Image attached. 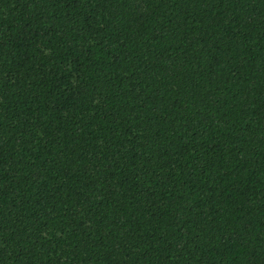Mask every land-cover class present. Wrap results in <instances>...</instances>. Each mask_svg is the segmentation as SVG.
Segmentation results:
<instances>
[{"label": "trees", "instance_id": "trees-1", "mask_svg": "<svg viewBox=\"0 0 264 264\" xmlns=\"http://www.w3.org/2000/svg\"><path fill=\"white\" fill-rule=\"evenodd\" d=\"M0 264H264V0H0Z\"/></svg>", "mask_w": 264, "mask_h": 264}]
</instances>
